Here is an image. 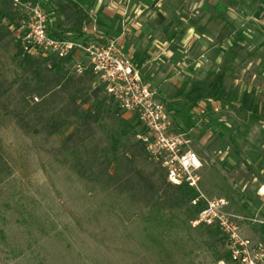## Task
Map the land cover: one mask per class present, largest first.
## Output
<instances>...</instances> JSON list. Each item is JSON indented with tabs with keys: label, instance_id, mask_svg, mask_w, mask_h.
I'll return each mask as SVG.
<instances>
[{
	"label": "rangeland",
	"instance_id": "obj_1",
	"mask_svg": "<svg viewBox=\"0 0 264 264\" xmlns=\"http://www.w3.org/2000/svg\"><path fill=\"white\" fill-rule=\"evenodd\" d=\"M30 1L42 7L53 26L61 22L60 0ZM252 3L263 5L264 0ZM3 25L0 83L8 87L20 72L14 61L19 50L17 13L12 11V19L5 20ZM67 27L63 25V29ZM72 66L62 67L78 76ZM216 93L215 87L210 90V86H200L190 100L214 97ZM174 105L165 103L174 112L175 121L182 122L186 129L192 128L198 114H191L181 103ZM84 108L100 110L104 125L121 116L129 118L103 91L98 98L91 97ZM231 112L228 109L222 114L223 122L212 116L205 130L214 135L223 134L222 144L211 140L204 146L200 143L202 135L194 137L187 131L191 148L205 165L200 185L202 200L206 203L225 198L231 211L264 220L260 189L264 183L261 173L264 158L260 154L257 159H249L245 154L252 147L262 146L259 140L264 138V128L250 130L251 126L242 124L241 113ZM6 119L5 126L0 128V180L3 181L0 183V233H3L0 264H220L227 258L223 236L208 233L203 225L194 227V220L188 219V206L154 217L155 214L142 209L137 196L102 193L82 182L72 170L70 159L78 139L64 144L73 132L72 127L51 138L33 137L24 134L10 118ZM236 133L247 134L258 143L242 140L237 146L230 138ZM104 136L105 132L99 130L98 137ZM135 165L145 177L155 173L154 181L163 177L159 167L145 154L136 159ZM243 230L245 236L261 238L260 224L247 222Z\"/></svg>",
	"mask_w": 264,
	"mask_h": 264
},
{
	"label": "crops",
	"instance_id": "obj_2",
	"mask_svg": "<svg viewBox=\"0 0 264 264\" xmlns=\"http://www.w3.org/2000/svg\"><path fill=\"white\" fill-rule=\"evenodd\" d=\"M60 1L81 3L88 10L91 22L84 26L81 40L114 42L160 102L175 107L181 103L191 114H198L196 124L186 129L169 110L177 132L202 135L204 146L211 140L222 144L223 134L205 130L212 116L225 121L222 114L228 109L233 115L241 113L242 124L250 130L264 128V4L256 6L253 0H226V5L224 0ZM205 85L210 90L215 87L216 96L190 100ZM230 138L236 145L242 140L258 143L247 134ZM259 142L262 146L245 152L249 159L260 154L264 158V138ZM260 189L264 204V183Z\"/></svg>",
	"mask_w": 264,
	"mask_h": 264
},
{
	"label": "trees",
	"instance_id": "obj_3",
	"mask_svg": "<svg viewBox=\"0 0 264 264\" xmlns=\"http://www.w3.org/2000/svg\"><path fill=\"white\" fill-rule=\"evenodd\" d=\"M12 11L16 13L12 0H0V30H5V20L12 19ZM58 16L64 19L54 25L56 28L53 25L50 28L56 37L81 40L84 26L91 22L88 10L74 1L59 3ZM63 25L70 28L63 29ZM4 37L0 31V42ZM18 49L14 61L20 72L10 86L0 83V128L5 126L6 118H10L28 136L51 138L72 127L73 132L64 144L78 139L70 159L72 170L82 182L102 193L137 196L142 209L155 214L154 217L188 206L189 222L197 218L205 207L202 199L193 205L200 196L198 191L169 184L160 167L158 170L163 177L157 181L153 180L155 173L145 177L137 169L136 159L146 152L136 139L139 126L134 118L121 116L110 125H104L100 110L84 108L91 97L98 98L102 91L89 72L75 76L62 67L72 65L71 59L26 54L20 38ZM34 98L39 101L35 103ZM99 130L105 132L103 138L98 137ZM202 227L208 233H220L217 229Z\"/></svg>",
	"mask_w": 264,
	"mask_h": 264
},
{
	"label": "built area",
	"instance_id": "obj_4",
	"mask_svg": "<svg viewBox=\"0 0 264 264\" xmlns=\"http://www.w3.org/2000/svg\"><path fill=\"white\" fill-rule=\"evenodd\" d=\"M18 15V36L23 52L71 59L78 76L90 73L95 85L139 126L136 139L144 146L150 161L166 174L173 186H187L200 193L193 205L203 199L200 191L204 163L190 144L187 132H177L171 112L157 99V92L144 82L133 62L114 42H93L56 37L51 20L39 4L30 0H12ZM38 102V98H34ZM260 224L261 238L245 236L243 225ZM217 229L223 236L227 258L220 264H264V220L248 218L230 210L225 198L207 200L192 222Z\"/></svg>",
	"mask_w": 264,
	"mask_h": 264
}]
</instances>
